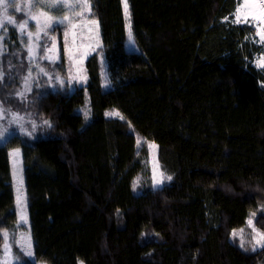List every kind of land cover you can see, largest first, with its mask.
Segmentation results:
<instances>
[{"label":"trees","instance_id":"16d2710c","mask_svg":"<svg viewBox=\"0 0 264 264\" xmlns=\"http://www.w3.org/2000/svg\"><path fill=\"white\" fill-rule=\"evenodd\" d=\"M128 3L138 51L126 49L123 0H92L102 47L73 90L41 80L18 96L28 51L3 33L0 106L30 133L0 143V255L9 232L18 264H264V245L232 235L251 215L264 233V70L240 0ZM139 140L157 144L165 186H151ZM15 149L35 261L17 244Z\"/></svg>","mask_w":264,"mask_h":264},{"label":"rangeland","instance_id":"374dc122","mask_svg":"<svg viewBox=\"0 0 264 264\" xmlns=\"http://www.w3.org/2000/svg\"><path fill=\"white\" fill-rule=\"evenodd\" d=\"M13 3L15 7L12 6ZM68 5H72V7ZM123 9L127 25L126 49L138 51L131 27L128 0H123ZM32 16H37V19H32ZM64 17L68 19L65 20ZM236 18L238 22L253 27V36L259 48V53L255 56L253 63L257 68L264 70V66H262L264 65V39L260 35L261 32H264V14L261 11V0H240L236 10ZM9 19L15 21V24L8 23L7 20ZM24 20H27L28 24L25 31L22 32L19 29V24L23 23ZM10 28L16 30L20 45L28 51L29 68L18 96L29 92L41 80L47 81V85L51 89L66 82L70 90L75 89L76 86L86 85L88 79L86 62L91 55L100 54L102 47L100 26L93 15L92 0H39V3L36 0H0V54L6 48L3 33L6 35ZM38 28L40 29L39 32H37ZM27 32L33 33L32 38L28 37ZM62 56L63 65L58 71L55 65L61 62ZM100 63L101 72L104 75V85L108 87L109 81L103 56L100 57ZM0 73H2L1 70ZM80 111L89 115L88 104L81 107ZM112 113L119 112L111 110L107 115L120 117V114ZM16 131L30 133L28 119L15 113L5 114L0 106V143L9 134ZM138 145L139 147L143 146L148 151L146 164L150 169L151 186L161 188L168 184L171 179H167L170 176L161 166L157 144L139 140ZM10 159L18 209L17 226L24 228V232H21L17 237V244L25 254L26 250L30 248L33 255L31 257L26 255L35 261L25 179L22 173L21 152L17 149L11 150ZM141 182L142 179H137V185H141ZM249 221H251V225ZM241 230L236 231V236L241 239L244 245L254 242L255 249L264 245V240L260 244L256 243L259 238L257 236L259 231L254 225V215H251L247 220L246 228ZM5 236L7 241L3 248V254L0 255V264H18L9 242L11 235L7 232ZM6 247L7 252L5 251ZM80 264L85 263L80 262Z\"/></svg>","mask_w":264,"mask_h":264},{"label":"snow or ice","instance_id":"6c2138e0","mask_svg":"<svg viewBox=\"0 0 264 264\" xmlns=\"http://www.w3.org/2000/svg\"><path fill=\"white\" fill-rule=\"evenodd\" d=\"M37 3H39V0H36ZM13 7H15V4L13 3L12 5ZM54 6V5H53ZM69 7H72V5H68ZM5 7H7V5H5ZM261 11H262V14H264V0H261ZM32 19H37V16H32ZM65 20H67L68 18L67 17H64ZM8 23H12V24H15V21H12L11 19L7 20ZM46 23V22H45ZM28 24V21L27 20H24L23 23L19 24V29L23 32L25 31L26 29V26ZM39 28L37 29V32H39ZM27 35L29 38H32L33 36V33L32 32H27ZM262 39H264V32H261L260 33ZM264 66V65H262ZM22 95V94H21ZM112 114H115V115H119V113H112ZM167 179H171V177H167ZM162 182V181H161ZM249 224L251 225V221H249ZM243 231V230H241ZM233 236H236L237 233L236 232H233L232 233ZM257 236L259 237L257 240H256V243L257 244H260L262 240H264V233H260V232H257ZM5 251L7 252L8 249L6 247ZM26 254L31 257L33 255L32 251L29 249L26 250Z\"/></svg>","mask_w":264,"mask_h":264}]
</instances>
